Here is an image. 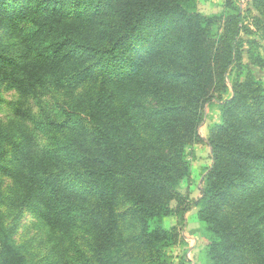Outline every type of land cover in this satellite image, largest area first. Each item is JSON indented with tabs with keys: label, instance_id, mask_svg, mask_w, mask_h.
<instances>
[{
	"label": "trees",
	"instance_id": "obj_1",
	"mask_svg": "<svg viewBox=\"0 0 264 264\" xmlns=\"http://www.w3.org/2000/svg\"><path fill=\"white\" fill-rule=\"evenodd\" d=\"M194 2L0 0V90L68 95L59 118L31 120L48 141L39 154L28 132L0 126V264H32L14 242L25 211L75 264H167L191 206L203 264H264V83L250 68L264 70V24L251 20L260 42H246L233 0L222 23ZM251 6L264 17V0ZM230 76L207 131L211 165L190 202L178 193L191 174L186 149Z\"/></svg>",
	"mask_w": 264,
	"mask_h": 264
},
{
	"label": "rangeland",
	"instance_id": "obj_2",
	"mask_svg": "<svg viewBox=\"0 0 264 264\" xmlns=\"http://www.w3.org/2000/svg\"><path fill=\"white\" fill-rule=\"evenodd\" d=\"M235 5L240 9L244 18V31L240 38L246 42L257 41L260 34L250 27L248 24L254 18H259L264 24V17H261L251 6V0H233ZM195 11L199 14L209 17L219 18L220 23L231 14L226 9L224 0H195ZM256 48V46H255ZM247 47L243 48L242 62L248 63L245 52ZM253 75L256 79L264 83V70L251 66ZM231 76L228 80L229 89L223 93L220 99L205 104L202 109V123L198 128L199 138L195 143L186 149L187 158L192 169L191 177L183 180L178 186V193L185 194L184 197L190 202H194L200 196L202 189L201 180L205 174L206 168L211 163L210 150L206 143L208 128L219 121V112L222 102L230 96ZM66 96L57 91L37 90L35 94L26 98H20L14 90H0V126L7 132L21 131L28 132L31 141V151L34 153L41 152L47 147L48 141L40 134L37 127L31 120L43 122L44 117L41 112L59 118L61 116L60 107ZM220 100V101H219ZM20 115V116H19ZM5 194H8V188L11 181L3 179ZM189 203L186 202V205ZM176 202L170 203V208L174 210ZM6 223L13 221L16 208L7 198L2 206ZM176 217V216H172ZM177 218V217H176ZM178 220V219H177ZM184 220L181 225L176 228L177 242L166 250L168 257L167 264H203L201 254L204 250L205 242L198 233L197 228L189 227L185 229ZM163 226L165 227L163 220ZM78 233V232H77ZM58 234L50 231L41 222L34 217L30 211L23 212L22 218L17 223V230L14 236V242L28 261L32 264H75L73 254L67 244L61 242ZM78 244H82L80 238H77ZM133 262V263H132ZM128 264H137L136 260L130 261Z\"/></svg>",
	"mask_w": 264,
	"mask_h": 264
},
{
	"label": "crops",
	"instance_id": "obj_3",
	"mask_svg": "<svg viewBox=\"0 0 264 264\" xmlns=\"http://www.w3.org/2000/svg\"><path fill=\"white\" fill-rule=\"evenodd\" d=\"M210 165H211V163H210ZM210 165L207 168H209ZM190 177L192 179V169H191ZM180 195L184 196L185 194L183 195L180 192ZM196 212H197V208L194 206H191L190 209L184 214V217H183L184 223L183 224H184L185 229H188L189 227H192V229L197 228L198 223H197V219H196ZM164 223L166 225L165 227L171 228L177 224V220L174 217H167L164 219Z\"/></svg>",
	"mask_w": 264,
	"mask_h": 264
}]
</instances>
